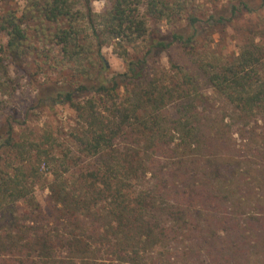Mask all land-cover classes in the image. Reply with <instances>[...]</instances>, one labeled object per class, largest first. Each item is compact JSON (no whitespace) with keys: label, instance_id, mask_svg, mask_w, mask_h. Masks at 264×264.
Wrapping results in <instances>:
<instances>
[{"label":"trees","instance_id":"16d2710c","mask_svg":"<svg viewBox=\"0 0 264 264\" xmlns=\"http://www.w3.org/2000/svg\"><path fill=\"white\" fill-rule=\"evenodd\" d=\"M25 1L21 15L0 12V264L259 263L249 240L264 264V0H113L101 14L91 0ZM27 18L55 27L41 69L60 78L34 106L76 113L74 152L58 155L50 132L17 138L23 123L5 114L7 61L31 54ZM239 25V52L216 51L213 36ZM109 46L123 72L110 73ZM210 95L234 115L221 126Z\"/></svg>","mask_w":264,"mask_h":264},{"label":"rangeland","instance_id":"374dc122","mask_svg":"<svg viewBox=\"0 0 264 264\" xmlns=\"http://www.w3.org/2000/svg\"><path fill=\"white\" fill-rule=\"evenodd\" d=\"M203 3L205 0H199ZM113 0H91L90 7L94 13L101 14L112 7ZM25 0H0V12H9L17 11L18 14H22L26 8ZM77 5L79 8L85 6V0H78ZM82 9V8H81ZM25 28L28 30L30 41H29V50L31 52L29 57L22 62L20 67L14 65L11 61H7L9 64V77L8 86L10 87V98L7 97L6 100L9 101V108L5 111L6 115H15V118L18 119V122L23 123L18 128L17 138L24 136V138L32 139L39 137L41 133L50 132L56 138V141L60 145L58 148V155L63 151L74 152L75 147L72 143V134L76 132L79 128L78 117L76 113L67 106H56L53 110H39L35 108V103L37 100V94L40 90L43 89L46 82L50 78L59 80L58 72L45 66L44 62L49 61L46 56H54L58 49L47 42L46 36L55 32V27L52 25H45V33L43 32L40 22V19H25ZM239 31H236L234 28H229L227 31L216 34L213 36L214 41L211 44L216 51L223 52L225 54L236 55L240 50V45L242 44L241 38L243 37V27L239 25ZM163 28L166 29V24H163ZM8 38L7 35L0 31V49H4L7 44ZM103 57L106 61V64L109 68L111 74L120 73L125 70L124 61L115 53L112 46L105 47L102 51ZM175 58L178 62L189 65V56L181 51L175 50ZM168 67L167 58L163 56L159 64L153 65L154 68H157L155 72H158L161 67ZM190 66V65H189ZM50 82V81H49ZM205 92L210 94L209 89H203ZM212 98V119L216 125L221 126V118L223 115L234 116L232 111L219 97ZM26 122V123H24ZM232 126L228 127V142H231V138L240 142V128L241 125H238L235 121L231 120ZM36 137V138H37ZM50 170V169H49ZM47 168L44 169L46 172L45 178L49 182L53 179L52 175ZM50 194L49 189L39 187L35 193L38 201L43 208H47V200ZM20 209H26L27 206L22 202L18 205ZM250 241V240H249ZM245 246L248 256L252 257L254 262H259L256 264H263L257 256V249L254 245L255 241L249 242ZM238 255H234L237 257Z\"/></svg>","mask_w":264,"mask_h":264}]
</instances>
